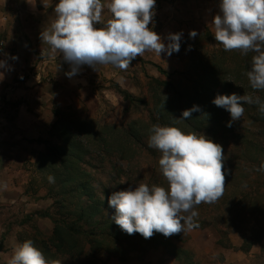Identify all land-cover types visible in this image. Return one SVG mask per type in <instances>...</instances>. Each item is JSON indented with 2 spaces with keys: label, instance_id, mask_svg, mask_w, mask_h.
<instances>
[{
  "label": "rangeland",
  "instance_id": "obj_1",
  "mask_svg": "<svg viewBox=\"0 0 264 264\" xmlns=\"http://www.w3.org/2000/svg\"><path fill=\"white\" fill-rule=\"evenodd\" d=\"M51 1L45 3L49 5L47 8L38 4L40 11L36 12L26 0H0V60H5L9 66L0 71L7 75L8 69H11L12 73L16 72L13 81L9 86L5 85L0 94V129L4 128L8 120L14 118L23 101L39 102L37 97L50 99L46 106L52 115L49 135L45 140H39L43 146L41 150H36L38 161L34 168L12 169L14 173L21 172L18 177H14L17 175L15 173L13 179L5 169H0V264H7L16 244L32 238L39 240L38 235L48 240L54 228L52 220L61 219L54 203L56 199L51 196L58 191V184L56 181L49 183L47 177L51 175L50 172L38 168L41 155L49 153L48 149L54 146L62 145L60 138L52 136V127L56 120L61 119L62 124L68 128L81 125L83 132H75L76 139H85L84 135L95 139L96 134H101L106 127L127 129L131 125L147 124L154 114L150 82L153 79L169 81L168 74L188 72L196 56L201 59L212 57L219 50L217 43H209L198 37L206 29L195 30V38H190L189 31L187 34L182 33L180 50L173 52L171 56L161 54L159 57L151 51H146L143 56L133 60L127 70L102 65L96 72L80 71L81 76H86V82L72 84L74 79L65 77L66 74L62 75L56 70L60 59L56 58V54L51 52L48 45L41 44L39 38L41 30L54 18L55 5ZM8 2L11 5L9 7ZM152 23V30L158 33L162 26L160 14L155 12ZM209 30L214 35V29ZM41 49L48 50V54L42 56ZM13 56L18 59H12ZM45 61L49 63L43 65ZM40 67L44 70L43 77L37 84L30 81V77L37 73ZM159 68L165 71V74ZM181 78L194 79L191 75ZM63 83L67 86H62ZM14 87L25 91L24 98L11 97L8 101V90ZM118 88L143 103L139 104L136 110H130L129 104L118 93ZM82 90L83 95H80ZM49 96L52 98H48ZM42 104L45 105L44 102ZM55 112L59 115L56 116ZM95 148L96 146L91 149V157H86V162L81 168L90 176L89 183L97 195L103 197L107 191L114 193L126 190L141 182L168 187L159 170L161 153L156 149L149 152L140 147L137 153H134V158L128 162L122 160L120 154L106 157L103 149ZM232 154L239 156L237 152ZM122 169L126 171L125 174ZM87 175L82 178L83 181H87ZM8 180L12 181L10 185ZM3 184H7V188H3ZM225 185L224 194L217 202L223 204L228 200L234 205L237 202V197L233 196V186H236V183L226 179ZM9 186H14V189ZM245 186L249 187L248 190H253L258 185L251 180L245 182ZM261 191L262 195L257 204L264 206V188ZM247 202L249 201L245 202L240 214L237 211L230 214H214L212 211L215 207L209 203H205L209 205L206 210L196 208L198 213H209L208 216H203L207 217L208 224L178 234L179 240L174 239V234L167 237L175 247L187 252L186 257L180 260L172 257L168 249L149 240L139 239L130 243L110 242L109 248L101 252L97 264H264V215L254 211L252 203L248 208ZM220 208L223 212V206ZM44 215L49 217L42 218ZM259 237V243L245 242ZM113 247L116 250H113ZM79 251L78 260L69 256L58 257L56 260L62 261L63 264H90L88 257H85L89 247L84 250L80 248Z\"/></svg>",
  "mask_w": 264,
  "mask_h": 264
},
{
  "label": "clouds",
  "instance_id": "obj_2",
  "mask_svg": "<svg viewBox=\"0 0 264 264\" xmlns=\"http://www.w3.org/2000/svg\"><path fill=\"white\" fill-rule=\"evenodd\" d=\"M35 7L36 0H26ZM45 8L49 5L41 0ZM156 0H59L54 18L40 32L41 44L52 53H59L70 65L66 73L75 76L83 65L96 71L97 65H112L127 70L132 61L151 51L171 56L179 52L182 32L169 33L167 43L149 27L155 16ZM219 11L211 20L215 41L224 51L238 50L242 55L252 53L246 77L253 93L264 91V0H219ZM107 10L109 18L102 17ZM95 25H100L96 27ZM195 30L189 33L195 38ZM48 50L41 49V55ZM18 59V57H11ZM9 67L0 60V69ZM3 72H0V78ZM212 103L225 109L232 122L242 118L244 104L255 105L264 118V99L259 95L217 94ZM202 112L198 105L183 110L171 125L153 124L149 129L148 147L161 153L159 170L168 187L137 183L135 187L116 191L108 197L115 209L111 219L127 234L139 233L151 238L160 233L166 238L199 227L197 206L215 203L224 194L226 174L222 145L203 133L185 132L174 126ZM255 171H264L262 163ZM54 183L52 175L47 177ZM7 188V184L2 185ZM7 264H63L48 259L32 239L18 243L12 249Z\"/></svg>",
  "mask_w": 264,
  "mask_h": 264
},
{
  "label": "trees",
  "instance_id": "obj_3",
  "mask_svg": "<svg viewBox=\"0 0 264 264\" xmlns=\"http://www.w3.org/2000/svg\"><path fill=\"white\" fill-rule=\"evenodd\" d=\"M198 37L209 43H217L209 29ZM218 45L219 50L212 57L201 59L196 56L188 72L168 74L169 81L153 79L150 82L154 114L147 124L131 125L127 129L106 127L101 134H96L95 139L87 137L89 135H84L85 139H76L75 132H83L81 125L68 128L62 124L61 119L56 120L52 127V136L60 138L62 145L54 146L48 149L49 153L41 155L38 168L50 172L58 184V191L51 196L56 199L54 203L57 205V213L61 219L52 220L54 228L48 240L40 238L39 235V240L32 238L48 259L56 260L58 257L69 256L78 260L79 249L84 250L85 247H89L85 257H88L90 264H97L101 252L109 248L110 242L130 243L133 240L145 239L139 233L127 234L111 219L115 209L109 207L108 197L112 195V192H105L103 197L97 195L89 183L90 176L82 170L81 165L86 162L87 156L91 157V149L95 146L96 150L103 149L106 157L120 154L123 157H121L122 160L128 162L134 158V153H137L140 147L151 152L152 148L148 147L151 126L153 124L171 125L174 117H181L183 110L193 105L200 106L207 116L201 112H193L192 118L181 120L174 126L185 132L203 133L222 145L226 159L224 169L230 170L226 174V179L236 183V186H233L235 189L233 196L237 197V202L234 205H231L228 200L223 204L211 203L209 205L215 207L212 212L230 214L237 211L240 214L243 212L245 202L249 201L246 204L248 208L252 203L254 211L264 215V206L257 204L262 195L261 190L264 188V171H255V168L264 163V118L261 117L255 105L244 104L245 111L242 118L232 122V126L228 127L226 125L231 119L230 114L212 103L217 94L252 93L264 99V91L253 93L246 77V71L250 67L251 53L245 56L238 50L226 52L220 44ZM160 71L165 74L162 69ZM185 75H191L194 79L181 78ZM118 93L129 104L130 110H136L138 105L143 103L119 88ZM55 115L59 114L55 112ZM234 152L239 153V156L233 155ZM231 154L233 158L230 157ZM86 175L88 179L83 181L82 178ZM251 180L258 186L248 190L249 187L245 186V182H251ZM51 190L50 192H53ZM209 205L202 202L197 208L206 210ZM222 206L223 212L220 208ZM204 215L208 216L209 213L199 212L196 218L199 226L208 224L207 217L203 218ZM45 217L49 216H42V218ZM174 236L175 240L180 239L178 234ZM145 240L168 249L169 254L175 259L180 260L187 255L185 250L175 247L160 233H155ZM260 241V237L252 241L245 240L246 244ZM113 248L116 250L115 247Z\"/></svg>",
  "mask_w": 264,
  "mask_h": 264
},
{
  "label": "crops",
  "instance_id": "obj_4",
  "mask_svg": "<svg viewBox=\"0 0 264 264\" xmlns=\"http://www.w3.org/2000/svg\"><path fill=\"white\" fill-rule=\"evenodd\" d=\"M47 1L49 0H44V3H48ZM52 2L55 5L59 0H52ZM101 3L107 4L108 0H101ZM38 4H41L42 8H44L41 0H36L35 7L32 10L39 12ZM218 5L219 0H156L155 12L160 14L162 22L158 34L162 38H165L164 43H167L165 40H167L166 37L169 33H179L182 31V33L187 34V32L192 30L203 31L205 29H214L211 20L219 11ZM9 6L11 5L8 2ZM45 11L41 10V12ZM102 17L104 19L109 18L106 9L102 11ZM150 24L153 23L151 22ZM95 26L100 27V25ZM149 27L152 28L151 25ZM53 54H56V58L60 59L56 70L61 72L62 75L70 71V65L63 61L62 55L59 53ZM99 68L101 69L102 65H97L96 71ZM10 70L8 69V75L7 73H3V77L0 78V94L4 86L7 84L9 86L16 75V72L12 73ZM80 71L96 72L93 68L83 65L79 72L70 78L74 79L72 84L86 82V76H81ZM62 86L66 87L67 85L63 83ZM72 86L70 85V87ZM83 92L84 90L80 91V95H83ZM24 94L25 91L23 89L16 87L9 89L7 95L8 101L11 97L22 99L24 98ZM50 96L48 98H52ZM36 99L39 102L31 101V103H26L23 101L16 110L14 118L10 121L8 120L4 128L0 129V169H5L11 178L15 173L17 175H14V177L20 176L21 173L20 171L14 173L12 169L34 168L35 163L38 161L36 150H41L43 146L39 140H45L50 132L52 115L46 106L50 99H46L45 97L43 99L37 97ZM26 163L28 166H26ZM11 182L8 180L9 185ZM9 187L14 189V186Z\"/></svg>",
  "mask_w": 264,
  "mask_h": 264
},
{
  "label": "built area",
  "instance_id": "obj_5",
  "mask_svg": "<svg viewBox=\"0 0 264 264\" xmlns=\"http://www.w3.org/2000/svg\"><path fill=\"white\" fill-rule=\"evenodd\" d=\"M49 63V61H45L44 63H43V65H46V64H48ZM41 69H39V71L37 72V73H35V74H33L31 77H30V81H33L34 83H40L41 82V80H42V77H43V67H40Z\"/></svg>",
  "mask_w": 264,
  "mask_h": 264
}]
</instances>
